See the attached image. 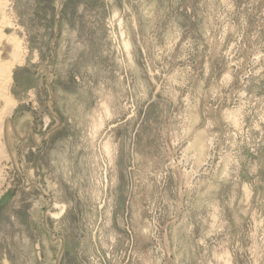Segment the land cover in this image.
<instances>
[{"label":"rangeland","instance_id":"rangeland-1","mask_svg":"<svg viewBox=\"0 0 264 264\" xmlns=\"http://www.w3.org/2000/svg\"><path fill=\"white\" fill-rule=\"evenodd\" d=\"M7 4L0 264H264V0Z\"/></svg>","mask_w":264,"mask_h":264},{"label":"bare ground","instance_id":"bare-ground-1","mask_svg":"<svg viewBox=\"0 0 264 264\" xmlns=\"http://www.w3.org/2000/svg\"><path fill=\"white\" fill-rule=\"evenodd\" d=\"M7 1L0 0V170L5 160L13 158L12 152L9 154L10 148L7 146L11 142L12 135H18V130L11 118L16 106L11 86L14 71L22 60L24 51H22V42L19 37L16 34L15 36L14 32L9 33L13 24L10 19L12 14L8 12ZM5 166L6 164L4 168Z\"/></svg>","mask_w":264,"mask_h":264},{"label":"water","instance_id":"water-1","mask_svg":"<svg viewBox=\"0 0 264 264\" xmlns=\"http://www.w3.org/2000/svg\"><path fill=\"white\" fill-rule=\"evenodd\" d=\"M11 199L10 194H5L1 199H0V206L4 205Z\"/></svg>","mask_w":264,"mask_h":264}]
</instances>
